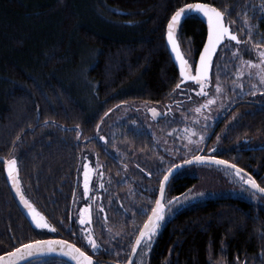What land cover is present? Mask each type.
Masks as SVG:
<instances>
[{
    "label": "trees",
    "instance_id": "trees-1",
    "mask_svg": "<svg viewBox=\"0 0 264 264\" xmlns=\"http://www.w3.org/2000/svg\"><path fill=\"white\" fill-rule=\"evenodd\" d=\"M198 1L223 11L240 40L237 45L226 39L220 47L205 95L194 81L176 88L181 77L166 42L171 15ZM262 34L264 0H0V156L15 157L24 196L51 225L39 228L23 215L0 160V249L45 237L83 248L79 211L88 205L104 207L93 216L105 214L112 222L95 224L97 243L108 250L101 255L120 260L108 263H125L162 178L185 159L161 146L145 115L153 118L151 108H168L158 124L167 142L177 140L185 124L207 133L211 124L195 121L196 107L219 93L217 80L228 94L242 61H260ZM206 37L196 14L179 28L193 69ZM184 96L189 98L182 116L177 103ZM128 105L124 117L114 119ZM92 155L104 161L99 176L106 188L97 178L85 195L84 166L92 168ZM178 177L169 181L172 193L198 180ZM144 249L134 264H264V208L242 200L194 203L167 222L153 252ZM24 264L73 263L50 255Z\"/></svg>",
    "mask_w": 264,
    "mask_h": 264
},
{
    "label": "flooded vegetation",
    "instance_id": "flooded-vegetation-1",
    "mask_svg": "<svg viewBox=\"0 0 264 264\" xmlns=\"http://www.w3.org/2000/svg\"><path fill=\"white\" fill-rule=\"evenodd\" d=\"M246 60H248V59H246ZM254 63L259 64V62H254ZM244 70H245L244 65H241V64H240V68L236 69L237 72H242V73H244V75L238 76L237 72L235 74V80L233 79L234 82L231 85L230 90L228 91V97L230 98V101H229L230 103L228 105V108L222 114H220L219 116L214 118V120L211 122L210 129L206 134L203 133V129L202 130L200 129L198 131L199 136L197 139H198V142L200 143V146L198 149H195L193 154H190L189 157L197 155L202 151V149L204 148V145H205L211 131L213 130V128L218 124L219 120L234 105V108L230 111L228 116L226 118H224L219 123V125L217 126V128H216L212 138L210 139L209 143L207 144L203 154L206 156H215V157H218L219 159L230 161L231 163L237 165L240 169L244 170L242 173V176L241 177L236 176L235 170L231 169L230 167H227V166H223V165H219V164H213V163H207V162L206 163H198V164L205 166V167L209 166L212 169V170L211 169L210 170H204V172L208 171L209 174L215 173V174L220 175L221 177H227L229 179H233L236 182L243 181L244 184H246L245 180L247 179V173H251L252 177L255 178V180L261 186H264V91L259 90L260 80H259V78L258 79L256 78L257 74L260 72V70L258 73L253 72V71L246 72ZM241 85H242V87H241ZM186 97L187 96L182 97L181 101L177 103V108H178L177 111L180 115L186 114V112L183 110V107H184L185 103L187 102L186 100H188V98H189V97L188 98H186ZM195 98H199L200 100L203 99V97H201V96H197ZM205 101L206 100L200 101L199 105L196 108H200ZM177 111H174V112H177ZM150 112L152 113L153 118L149 117V115H145V121H147L148 124L150 125V130L152 131L153 134H155L157 136L158 141H160V140L168 141V136H166L164 134V132H162L161 127L158 124L160 122L164 121L165 115L170 114V111L168 110V108L161 105L160 107L158 106V109H156L155 113H153L152 111H150ZM209 149H211V151H209ZM189 157H187V158H189ZM90 159L92 160L94 165L92 166V168H88L89 169L88 188H90V186L96 182L97 178L99 179V186L103 185L102 188L103 189L106 188V187H104L106 184L105 180L103 182H101V177L99 176V171L102 174L104 173V171L101 169L102 164H104V161L94 157L93 155ZM97 161L99 162V166L97 165ZM195 166H196V164H195ZM15 168H16V165H15ZM181 171L178 172L179 177H184L187 174H191L188 172H186L184 174H180ZM194 176H196L199 179V176L197 174H194ZM179 177L177 179H179ZM91 180H92V182H91ZM162 180H163V178H162ZM173 186H174V184H173ZM247 187H248V189H250L249 185H247ZM159 191H160V185L158 188L157 195L155 197V201L158 198ZM187 191H184L182 193H172L171 187L168 183L166 193H165V199L167 198L168 195L169 196L171 194L175 195V196L182 195V194L186 193ZM253 193L257 194L262 199H264V195H262L258 192H253ZM165 199H164V202H165ZM213 199L214 200H217V199L218 200H226V199L227 200H242V201L251 202V203L255 204L254 202H252L250 200H247V199L241 198V197H235L233 195L210 196V197H207L205 199L199 200L195 203L203 202V201H209V200H213ZM155 201H154L152 207H154ZM192 204H194V203H192ZM256 206H257V208H264L262 206H258V205H256ZM89 209H90V213H91V222L89 225V222L86 219L85 220V227L89 228V233L93 236V238L97 242L96 236H97L98 232H97V230H95V224L98 223L97 221L106 223L108 225L112 224V222L109 218H107V216L105 214L103 215L102 219H101V216H99V217L93 216V211L98 212L100 214H102L101 213L102 211L105 212L106 209L104 207L103 208H97V209L96 208H93V209L89 208ZM108 210H110V209H108ZM22 213H23V211H22ZM150 214H151V210L149 212V215ZM23 215L25 216L24 213H23ZM72 220H73L72 215L70 214L68 217L69 227L72 226ZM146 220H147V218L145 219V221ZM141 227H143V224ZM164 228H163V230H164ZM163 230H162V232H163ZM162 232L156 237V239L153 242H148L146 240V244H147L146 247H145L144 243L141 244V247L145 248L144 250L146 253L154 251V246L156 245V243H157L160 235L162 234ZM138 234H139V232L136 233L135 236ZM119 235L122 236L123 233L120 232ZM102 236L109 237V234L102 235ZM12 237H14V235H12ZM133 239L135 241V237ZM11 242H13L11 244H14L17 242V240L11 239ZM141 247H140V249H141ZM6 248L0 249V251H2L0 253V255L4 252L9 251V250L6 251ZM83 249L87 253H89L92 257H94L96 259V261L99 262V264L108 263V261L120 262L119 259H116V258L115 259H112V258L109 259L105 255L102 256L101 253L106 254L108 252V250L103 251L100 247L96 248V249L92 248L91 245L89 244L85 234H84V241H83ZM140 249H139V251H140ZM139 251H138V253H139ZM114 262H112V263H114Z\"/></svg>",
    "mask_w": 264,
    "mask_h": 264
},
{
    "label": "snow or ice",
    "instance_id": "snow-or-ice-1",
    "mask_svg": "<svg viewBox=\"0 0 264 264\" xmlns=\"http://www.w3.org/2000/svg\"><path fill=\"white\" fill-rule=\"evenodd\" d=\"M189 12H200L202 13L206 19L208 24V32H207V42L203 45V51L200 53L199 63L196 64L193 73V67L188 63L186 59L183 58L182 55L179 54V46L174 38L173 30L178 26L181 19L188 15ZM251 27V23L247 20L244 21ZM264 35V34H262ZM167 38L168 42L172 47L174 53H176V60L179 62V76L181 80L177 83L176 88H180L181 84L184 81H194L197 83L199 92L201 95H205L204 89L206 88V82L210 77V68L213 64V54L216 53L217 47L221 45L222 42L226 41H235L237 45L240 44V40L237 34L233 31H230L228 24L225 23L224 13L217 7L208 3H195V4H184L182 7L177 8L175 12L171 15L170 20L167 24ZM251 35H249V39ZM239 55V51L236 53ZM258 55L261 57L259 61L260 72L259 75V90L264 91V50H259ZM244 64L249 65L251 67H257V64L253 62V60H245ZM237 75H244L242 72H237ZM242 87V85H241ZM216 91H220V83L217 80L216 83ZM203 107V105L201 106ZM197 111L200 109L197 108ZM111 111V109L109 110ZM153 113L156 112L155 108L150 109ZM106 115V114H105ZM211 151V149H209ZM193 160L197 161H215L218 164L229 165L231 169L235 170V174L238 177L242 176L243 169H240L237 165L231 164L228 160H221L215 156H194ZM11 167H9L8 175L11 178L13 173L17 171L15 168L16 159L13 157L11 160L7 162ZM97 165L99 166V162L97 161ZM176 167L173 165V168ZM172 169L169 168L168 172H171ZM84 194L88 193V176L89 169L88 166H84ZM168 176H164V180L160 183V193L163 196L164 192V181H167ZM14 185H18V179L13 180ZM245 183L250 186V191L258 192L260 194H264V186H261L255 178L252 177L251 173H247V179ZM103 185H101L102 187ZM17 191L20 192L21 199L24 201L29 209H33L30 201L23 195L20 191V188L17 186ZM177 198L172 197V200L175 201ZM171 203V201L169 202ZM165 214V205L162 203L160 199L155 201V207H152L151 214L148 215L147 220L144 221L143 227L139 228V234L135 236V241L131 245V251L135 253L137 251V246L142 243L147 246L146 240H151L153 235L157 232L160 227V222L164 219ZM33 221L36 226L39 228H49L51 227L48 224L40 213L33 212L32 216ZM91 222V213L88 205H85L83 209L80 210L79 213V222L81 225L85 224V220ZM85 236L92 248H99L100 245L96 242L93 236L89 233V228L85 227L83 229ZM55 245V247H54ZM58 251L63 255H66L77 262V264H94L93 257L90 256L87 252L83 251L81 248L77 247L75 244H69L65 240H34L29 241L28 243L20 244L19 247L13 248L11 251L4 252L3 255H0V264H16V261L24 259L25 256H31L33 252H53ZM99 264V262H96Z\"/></svg>",
    "mask_w": 264,
    "mask_h": 264
},
{
    "label": "rangeland",
    "instance_id": "rangeland-1",
    "mask_svg": "<svg viewBox=\"0 0 264 264\" xmlns=\"http://www.w3.org/2000/svg\"><path fill=\"white\" fill-rule=\"evenodd\" d=\"M255 62V61H253ZM256 64V63H255ZM241 65H244L246 72H259V64L257 67H251L241 62ZM257 79L259 78L257 74ZM230 98L225 91H219L217 95H212L204 103L203 107H200L199 111H194L195 121L199 118L201 123H205L206 126H210L211 122L215 117L222 114L228 108ZM129 109V105L123 107L116 113L114 119L124 117L125 113ZM197 109V108H196ZM184 116V114H182ZM202 128H196V126L185 124V127L178 130L177 137L178 139L172 142H167L166 140H160L159 143L162 147L167 149L174 157H189L190 154L198 149L200 143L198 142L199 130ZM205 129H203V133ZM206 134V133H205ZM207 168V169H206ZM209 166L205 167L199 164L189 166L181 171L180 174L186 172L191 173L192 175L197 174L199 179L195 184L188 189V191L182 195H168L165 199V214L164 219L160 222V227L157 232L153 235L151 240L148 242H153L156 237L162 232L166 223L176 215L183 208L195 203L199 200L205 199L210 196L217 195H233L235 197L245 198L254 202L258 206L264 207V199H262L257 194L250 191L247 187V184H244L243 181L236 182L233 179L227 177H221L218 174L210 173L204 170H210ZM212 170V169H211ZM197 172V173H196ZM172 197H176L175 201L172 200ZM171 201V203H169Z\"/></svg>",
    "mask_w": 264,
    "mask_h": 264
},
{
    "label": "water",
    "instance_id": "water-1",
    "mask_svg": "<svg viewBox=\"0 0 264 264\" xmlns=\"http://www.w3.org/2000/svg\"><path fill=\"white\" fill-rule=\"evenodd\" d=\"M195 3H208V2H201V1H198V2L188 3V4H195ZM208 4H210V3H208ZM215 7H216V6H215ZM222 12H223V11H222ZM223 13H224V12H223ZM192 14H196V15H198V16L204 21V23H205V25H206V27H207V32H208L207 19H206V17H205L202 13H200V12H189L188 15L184 16V17L181 19V21L179 22L178 26L173 30V32H174V38L176 39V41H177V43H178V46H179V54L182 55L183 58L186 59V60H187V58H186V56H185V54H184V52H183V50H182V47H181L180 42H179V39H178V31H179V28H180L181 24L185 21V19H186L188 16L192 15ZM224 19H225V14H224ZM225 23L227 24L226 19H225ZM228 26H229V25H228ZM229 28H230V26H229ZM230 31H232L231 28H230ZM226 39H227V38H226ZM166 42H167V46H168L169 52H170V54H171V56H172V59H173L175 65L177 66V68H178V70H179V62L176 60V53L173 52L172 47H171V45H170L169 42H168L167 34H166ZM206 42H207V37H206L205 43H206ZM205 43H204V44H205ZM223 43H224V42H222L221 45H219V46L217 47V51H216V53L213 54V64H212V66H211V68H210V76H211V73H212V69H213V65H214L215 57H216V55H217V53H218L220 47L223 45ZM202 51H203V47H202L200 53H201ZM200 53H199V56H198V58H197L196 64L199 63ZM187 61H188V60H187ZM188 63H189V61H188ZM189 64H190V63H189ZM196 64H195V66H196ZM194 69H195V68H194ZM194 69H193V73H192V74H195ZM185 82H188V81H185ZM233 108H234V105H233V106L229 109V111H228V112H227V113H226V114H225V115L219 120L218 124H217V125L213 128V130L211 131V133H210V135H209V137H208V139H207V141H206V143H205L204 148L202 149V151H201L199 154L194 155V156H206V155L203 154V152H204V150H205L207 144L209 143L210 139L212 138V136H213V134H214V132H215L217 126L219 125V123H220L224 118H226V117L228 116V114L230 113V111H231ZM194 156H191V157H189V158H186V159H184V160H182V161L176 163V164H175L176 167H174V168H173V166L171 167V169H172L171 172H168V171H167V173H166L165 175L168 176V179H167V181H164V192H163V196H161V193H160V191H159V195H158V198H157V199H160V200L162 201V203H164L165 193H166V189H167V186H168L169 181H170L171 178H172L173 176H175L178 172H180L181 170H183V169H185V168H187V167H189V166H192V165H195V164H198V163H206V162H207V163L218 164V163H216L215 161H197V160H193V157H194ZM0 160L3 161V162L5 163V169H6L7 180H8L9 186H10V188H11V190H12V193H13V195H14V198H15L17 204L19 205L20 209L23 211V213L25 214V216L27 217V219H28L31 223H35V222L33 221V219H32V216H33V212H34V210H33V209L30 210L29 207L26 206V204L24 203V201H22V199H21L20 192L17 191V186H18V187L20 188V191L22 192V189H21V187H20L19 180H18V185H14V183H13V180L18 179L17 171L14 172V173H13V176L10 178L9 175H8V171H9V167H11V166L7 163L10 159H7V158H5V157H3V156H0ZM221 160H222V159H221ZM231 164H233V163H231ZM219 165H223V166L230 167L229 165H224V164H219ZM163 180H164V177H163ZM163 180H162V181H163ZM22 193H23V192H22ZM23 195H24V194H23ZM262 195H264V194H262ZM164 205H165V203H164ZM154 207H155V205H154ZM36 240H53V241H55V240H65V241H67L69 244H75L77 247L81 248L79 245H77V244L74 243L73 241L68 240V239H66V238H62V237H45V238H40V239H36ZM33 241H34V240H33ZM26 243H28V242H26ZM17 247H19V246H17ZM54 247H55V245H54ZM140 247H141V245L137 246V251H136L135 253H133V252L131 251V254H130V257H129L128 261L125 262V263H121V264H134L135 259H136V256H137V254H138V251H139ZM15 248H16V247H15ZM81 249H82L83 251H85L83 248H81ZM11 250H12V249H11ZM11 250H9V251H11ZM7 252H8V251H7ZM85 252H86V251H85ZM88 254H89V253H88ZM1 255H3V253H2ZM50 255H51V256H61V257H64V258L68 259V260L71 261L73 264H77V262H76L75 260H73L72 258H70V257H68V256H66V255H63L62 253H60V252H58V251H53V252H33V254H32L31 256H25L24 259H21V260L16 261V264H24V263H26V262H28V261H31V260L35 259V258L44 257V256H50ZM89 255H90V254H89ZM90 256H91V255H90ZM93 261H94V264H96L97 261H96V259H95L94 257H93ZM101 264H110V263H101Z\"/></svg>",
    "mask_w": 264,
    "mask_h": 264
}]
</instances>
